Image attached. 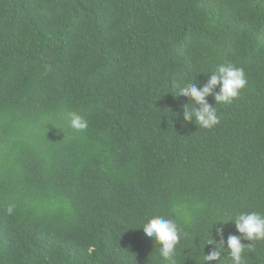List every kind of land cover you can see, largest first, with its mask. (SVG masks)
<instances>
[{
    "label": "trees",
    "instance_id": "trees-1",
    "mask_svg": "<svg viewBox=\"0 0 264 264\" xmlns=\"http://www.w3.org/2000/svg\"><path fill=\"white\" fill-rule=\"evenodd\" d=\"M221 63L246 87L208 97L212 128L174 115L189 128L169 153L166 107L184 111L179 89ZM250 211L264 213V0H0V264H205L216 228L226 247ZM160 215L185 233L171 261L142 229ZM244 243L264 264V242Z\"/></svg>",
    "mask_w": 264,
    "mask_h": 264
},
{
    "label": "clouds",
    "instance_id": "clouds-1",
    "mask_svg": "<svg viewBox=\"0 0 264 264\" xmlns=\"http://www.w3.org/2000/svg\"><path fill=\"white\" fill-rule=\"evenodd\" d=\"M46 21L51 24H57L58 28L61 25L62 16L59 14L53 15ZM248 81L245 72L242 68L235 67L231 64H218L206 83L188 82L179 89V96L185 97L189 103L184 105V111L178 108L166 107L165 111L168 116L169 128L171 137L167 140L170 143L169 153L176 150L179 139L187 127L183 121L174 117V115L183 118L186 122H195L196 125L205 129L212 128L219 123V117L215 105L217 104H231L241 94V91L246 87ZM219 88V91H217ZM208 97H213L215 105L209 103ZM173 113V114H172ZM69 126L77 131H82L88 127L87 121L75 112L67 114ZM176 137L173 142L172 138ZM67 142L66 140H63ZM190 152V150L184 151ZM79 155L75 149L72 157L75 158ZM142 163L147 165L151 161L157 160L154 152L142 145L141 148ZM177 155V154H175ZM86 168V160L80 168L70 170L68 172L69 178L72 180L73 174L84 171ZM50 173V172H49ZM53 176V184L57 177L56 174L50 173ZM81 175V174H80ZM181 175L178 172V179ZM14 205L9 206L7 211L11 214L14 211ZM122 214H124L122 212ZM175 214L179 216L184 223H190L193 218L192 210L185 207L178 206L175 209ZM234 222L235 228L240 235L230 234L227 237L226 247L224 240V229L217 227L216 231L220 236L217 241L213 238L206 241V245H215V247L207 254L204 255L205 264H210L213 261H220L222 256V248L227 249V256L230 259V264H246L245 256L249 250V243L244 241H260L264 242V213L257 211L242 212L235 216L234 219L229 220ZM228 221V222H229ZM220 221L216 225L220 224ZM125 223V221H124ZM225 223V222H223ZM147 237L151 238L155 245H159L158 257H163L165 260H173L176 254L177 246L181 238L185 235L180 225L175 219H169L163 215L152 216L147 223L142 227ZM204 246V248H205Z\"/></svg>",
    "mask_w": 264,
    "mask_h": 264
}]
</instances>
